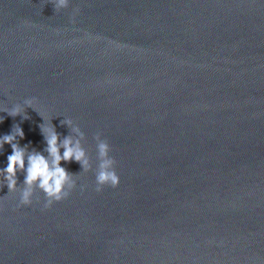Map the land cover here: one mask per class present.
<instances>
[{"label": "water", "instance_id": "water-1", "mask_svg": "<svg viewBox=\"0 0 264 264\" xmlns=\"http://www.w3.org/2000/svg\"><path fill=\"white\" fill-rule=\"evenodd\" d=\"M52 2L0 0V137L43 151L72 119L93 171L62 163L77 189L51 209L0 190V264H264V0Z\"/></svg>", "mask_w": 264, "mask_h": 264}, {"label": "clouds", "instance_id": "clouds-1", "mask_svg": "<svg viewBox=\"0 0 264 264\" xmlns=\"http://www.w3.org/2000/svg\"><path fill=\"white\" fill-rule=\"evenodd\" d=\"M52 5L55 11H60L70 6V0H53ZM36 103L35 100L28 99L23 105L17 104L11 110H6V113L13 118L19 116L27 120L30 119L28 109L38 112ZM25 113L26 115H22ZM61 125L67 126L69 135L62 137L52 121L49 125L42 123L39 126L46 144L43 151L27 144L20 145L25 133L19 124L13 126L10 134L0 137V153H3L5 144L12 148V154L7 157V166L0 169V190L7 186L9 193H19L21 206H31L37 191L44 194L45 209H51L55 203H61L72 195L77 189V174L62 167V163L75 161L81 165L82 172L93 171L92 160L83 145L85 133L72 119L62 120ZM94 139L98 159L95 169V190L102 192L106 187L118 188L121 179L116 170L117 161L111 155L110 142L100 133H97ZM19 174H24L23 187H19ZM3 205L4 200H0V211L3 210Z\"/></svg>", "mask_w": 264, "mask_h": 264}]
</instances>
